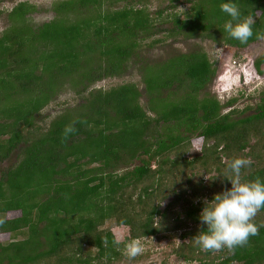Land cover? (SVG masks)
Segmentation results:
<instances>
[{"label":"trees","instance_id":"1","mask_svg":"<svg viewBox=\"0 0 264 264\" xmlns=\"http://www.w3.org/2000/svg\"><path fill=\"white\" fill-rule=\"evenodd\" d=\"M135 1H59L55 18L38 27L31 24L29 16L37 9L29 2L9 13L10 26L0 36V167L11 161L0 171V238L9 234L14 240L0 243V264L121 260L131 239L182 230L180 218L175 221L174 214L158 206L170 193L187 194L180 182L193 191L184 213L199 225L197 235L205 228L198 219L201 196L207 188L231 187L225 169L248 148L260 164L249 174L242 169L241 178L264 180V159L257 156L264 146V91L253 115L224 114L216 97L203 94L216 74L204 51L145 65L149 111L137 84L92 90L99 80L120 77L130 61L143 64L139 52L167 39L212 35L237 51L258 43L256 33H264V0H235L242 18L253 21L254 35L246 44L224 33L223 24L230 19L220 9L225 0H189L182 14L159 11L155 16ZM164 26L172 29L165 39H155ZM262 64L264 57L258 67ZM66 85L82 88V103L44 127V112ZM166 90L171 96L163 98ZM69 127L73 131L66 134ZM253 138L258 142L251 146ZM194 140L204 142L203 154L190 160L186 156ZM136 160L141 165L119 172L121 165ZM199 169L218 175L208 186H194L188 173L193 177ZM253 220L258 233L243 246L224 248L220 264H264V209ZM109 221L130 228L126 243L106 228ZM20 236L24 239L17 240ZM180 251L189 264L217 262L211 258L216 250L203 253L193 242Z\"/></svg>","mask_w":264,"mask_h":264},{"label":"rangeland","instance_id":"2","mask_svg":"<svg viewBox=\"0 0 264 264\" xmlns=\"http://www.w3.org/2000/svg\"><path fill=\"white\" fill-rule=\"evenodd\" d=\"M59 1L64 0H0V11L3 14L0 16V36L6 32L7 28L10 26L9 13L20 3L29 2L31 5L36 7V12L29 16L31 24L34 27L41 26L47 22L53 20L56 16L54 13V4ZM136 0L133 2L135 5H143L150 11L154 16L159 11H165L166 15L172 11L184 13L189 7V0H180L179 2H171V0ZM259 13L258 15H260ZM256 22V20H254ZM166 28V30L164 29ZM160 28L155 39L161 38L165 39L167 36V31L172 29V26H164ZM216 39L220 40V37L216 35ZM153 40H150L148 44H152ZM197 50L204 51L210 58L211 62L214 64L216 69V74L213 76L211 81L205 88L203 94L212 95L216 97L221 104L224 106L223 113L227 114L231 111H237L234 117L245 118L253 115L259 105L261 104V96L264 91V64L258 67V62L264 57V40L242 50L237 51L232 47H229L222 43L221 41H215L214 37L211 35L209 37L206 34H200L198 36L189 37L178 36L173 39H167L163 44H156L152 46H145L143 51H140L141 59L143 64L140 65L135 63L134 60L130 61L127 68L123 71L120 77H110L107 79L99 80L93 89H104L111 90L122 86L124 84H137L141 93V103L145 109H149V99L150 96L147 93L146 86L143 82V69L145 65H157L163 64L168 60L175 58L181 54H189ZM82 88H74L72 85H66L63 90L59 91L55 97V100L49 106V108L44 112V122L42 125L46 127L52 122V120L60 115L65 109L77 108L82 103L81 96H79ZM84 91V90H83ZM87 96V93H85ZM85 96V97H86ZM169 95V91H164L163 98ZM235 99L233 105H228V103ZM149 111V110H148ZM151 115H154L151 113ZM258 139L253 138L251 142L252 145H256ZM213 144V143H212ZM211 144V145H212ZM204 145L202 140H194L192 149L187 153L186 158L190 160L196 157L202 156L201 146ZM250 149L248 148L240 158L249 161V165L243 170L249 174V169L253 166H259V161L256 157H251L249 155ZM260 155L257 153L261 159H264V146L259 150ZM223 163L227 164L228 159L223 158ZM11 161L4 162L0 171H6L10 166ZM141 165L140 160H136L132 164H124L120 166L121 174L133 170L136 166ZM193 179L192 185L203 183L204 186H208L210 182L217 177V173L213 172L208 174L204 170L199 169L192 174L189 172ZM1 179V173H0ZM186 187V195L181 192L182 195L170 193L168 196L164 197L163 200L158 201V206L161 212H166L168 214H174L175 221L180 218V224H182V230L179 231H164L161 234L150 237L148 239H141L140 243L143 248L141 255L129 259L124 253L121 260H115L113 262H104L102 264H189L184 258L181 247L185 245L192 244V237L199 228L193 221L189 218L186 219L184 208L186 206L187 196L192 194L191 185L186 182H180ZM222 186L218 185L212 189L207 188V191L201 196L200 201L211 200L215 194L221 193L223 189ZM178 191V190H177ZM19 216L18 213L11 215V218H16ZM261 219V218H259ZM163 219L158 218L157 223L162 224ZM178 222V221H177ZM255 222L254 220L252 221ZM255 225L257 222L254 223ZM257 226V225H256ZM106 228L112 229L115 234L117 241L119 243L127 242L130 235V228L128 226H118L115 221H109L106 224ZM195 236V235H194ZM24 237L20 236L17 240H23ZM14 238L9 234H4L0 238L1 244H8L13 241ZM226 248V247H225ZM222 250H216L213 252L211 258H215L217 262L215 264H220L222 260L218 258L223 257ZM207 250H203L205 253ZM222 259V258H221ZM206 264L211 263L210 260L205 261ZM192 264H200V262L194 261Z\"/></svg>","mask_w":264,"mask_h":264},{"label":"clouds","instance_id":"3","mask_svg":"<svg viewBox=\"0 0 264 264\" xmlns=\"http://www.w3.org/2000/svg\"><path fill=\"white\" fill-rule=\"evenodd\" d=\"M220 9L230 17L223 24L224 33L241 44H246L254 35L252 18H242L235 0H225ZM256 38L264 40V33H256ZM72 131L69 127L65 133ZM248 165V160L238 157L233 158L227 165V176L224 179L231 187L215 194L210 201H204L198 219L205 228L192 237L195 246L208 251L225 247L232 249L245 245L250 236L258 233V227L252 221L258 211L264 209V180H242V169ZM142 252L139 238L129 240L123 248V253L129 259L141 255Z\"/></svg>","mask_w":264,"mask_h":264}]
</instances>
